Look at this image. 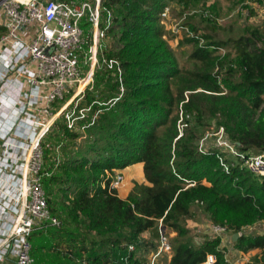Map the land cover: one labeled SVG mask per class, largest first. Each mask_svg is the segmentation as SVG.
<instances>
[{
  "label": "trees",
  "instance_id": "16d2710c",
  "mask_svg": "<svg viewBox=\"0 0 264 264\" xmlns=\"http://www.w3.org/2000/svg\"><path fill=\"white\" fill-rule=\"evenodd\" d=\"M171 1L101 0L103 13L114 14L106 58L115 59L120 71L108 64L95 70L93 90H85L75 107L77 115L80 108H90L78 121L84 125L81 131L69 129L60 117L47 135L55 143L81 141L55 163L56 172L43 178L49 205L56 191L63 193L62 203L51 212L58 211L70 226L51 231L68 239V249L60 253L48 243L43 259L32 249L35 264H148L136 250L146 231L159 239V225L175 232L167 264H203L208 254L215 256L213 264H228L220 236L195 242L189 235L185 222L198 212L229 232H241L233 246L243 252L260 249L253 264L263 262L264 233L242 230L264 220V176L224 158L216 147L201 151L198 143L203 127L214 119L240 150L264 151V30L247 27L250 36L218 37L213 4L205 17L211 33H199L195 24L186 23L184 41L191 50L184 66L162 38L160 12ZM180 1L186 9L198 0ZM242 7L253 14L247 4ZM3 32L0 26V36ZM55 127L62 132L52 133ZM53 146L45 149V159L54 154ZM137 162L143 163L148 184L135 182L125 198L108 189V182L102 187L105 170Z\"/></svg>",
  "mask_w": 264,
  "mask_h": 264
},
{
  "label": "built area",
  "instance_id": "2783aa9c",
  "mask_svg": "<svg viewBox=\"0 0 264 264\" xmlns=\"http://www.w3.org/2000/svg\"><path fill=\"white\" fill-rule=\"evenodd\" d=\"M102 13L101 0H0V26L4 29L0 36V107L12 98L6 110L0 109V122L16 114L11 126L0 134V264L6 259L12 264H35L31 235L41 228L60 226L50 212L43 185V178L51 175L45 167L44 152L50 147L45 141L60 117L69 129H83L78 121L87 115L89 106L80 108L78 115L76 105L71 111L68 108L85 90H93L97 68L108 64L120 71L115 59L100 56L114 17L111 10H105L101 21ZM168 13L165 6L160 16ZM204 16L210 14L205 11ZM83 19L90 24L89 35L81 26ZM72 87L69 100L54 110L53 103ZM216 134L214 147L224 158L241 161L250 172L264 176V151L247 154L240 150L223 127ZM203 139L198 143L201 151L206 150ZM222 165L228 171L225 161ZM104 173L102 187L108 182V189H116L123 181L119 169ZM211 227L215 236L228 232L225 226L212 223ZM214 262L215 256L208 254L203 264Z\"/></svg>",
  "mask_w": 264,
  "mask_h": 264
},
{
  "label": "rangeland",
  "instance_id": "374dc122",
  "mask_svg": "<svg viewBox=\"0 0 264 264\" xmlns=\"http://www.w3.org/2000/svg\"><path fill=\"white\" fill-rule=\"evenodd\" d=\"M183 2L180 0H173L167 6L169 7V13L166 17L160 16L159 23L163 26V35L162 38L165 42L175 50L177 57L179 59L180 64L184 66H188L187 62V55L191 50L190 44L184 41L185 36L189 35V28L188 24L186 23H193L198 28L199 33H211V28L209 22L205 19L204 12L207 11L211 5H216V10L218 13V17H216V21L220 28L216 30L218 32V37L227 39L228 37H238L241 34H245L250 36L251 30H246L247 27L250 29L254 27H258L264 30V7H262L261 2L245 0L244 4H247L252 10L253 14L249 13V9L243 10L241 13L242 5L237 4L236 0H198L195 4L193 2L189 3V6L186 9H183ZM190 15V16H189ZM105 13L101 15V21L104 19ZM81 26L84 29L85 33L89 35L90 33V24L85 21L84 19L81 22ZM105 48H102V52H100V56L106 57V54L111 49V36L108 35L105 40ZM258 46L262 45L261 41H256ZM223 53V51H220ZM233 53V52H232ZM101 67V66H100ZM86 68V66H85ZM85 85V81L82 82L81 87L79 90L83 89ZM75 87L70 88L65 94L64 98L60 101H56L53 103L54 110L65 104L69 99V95L71 91L74 90ZM73 93V92H72ZM82 94L77 97L76 100L73 101L72 104L69 105L68 110L71 111L75 107L77 103L82 101ZM68 99V100H67ZM62 119V117L60 118ZM217 126L216 120H211L210 124L205 125L203 127V134L201 135L205 139H203L202 144L204 149H208L215 146L216 137H217ZM76 131H80L79 129ZM54 132H62L57 129V127L52 130ZM51 133V134H52ZM227 135V134H226ZM201 137V138H202ZM228 137V135H227ZM47 138V137H46ZM229 138V137H228ZM54 137L50 139H46V143H49L52 147L53 153H49L48 157L45 160V167H48L50 164H53L51 173L57 171V165L64 159L65 153H68L72 149H76L79 142L81 141L80 138H76L74 140H60L58 143L54 141ZM201 141V140H200ZM58 144V145H57ZM262 152V151H260ZM256 153V152H255ZM54 159H56L54 161ZM57 163V165H55ZM122 175L124 176L121 169H119ZM137 176L139 177V170H137ZM124 180V178H123ZM144 183L148 184V182L140 181V180H133L131 182V189L134 186V183ZM123 181L116 187L117 194H121ZM57 186H54L56 190ZM55 198H50L51 200H55L54 204L49 205L50 212L52 208L57 204H61L63 201V193L57 192L54 196ZM194 209L199 211L198 208L195 206ZM58 217L60 221V227H66L67 225L70 226V223L64 222L62 219L63 216L58 214V211L51 212ZM199 214L197 217L193 219H187L185 224L186 227L190 231V236L193 241L200 242L203 240L205 236H212L215 235L212 231V223L208 216L202 212H198ZM64 222V223H63ZM58 227V226H55ZM43 232V228L36 230ZM160 230V237L159 239L156 237L151 236L150 231H146L142 234L143 242L140 243L139 250H136V256L146 257L148 264H167L170 257H171V248H170V238L175 235V232L172 230H167L161 225H159ZM252 234V231H249ZM256 233V231H255ZM88 237L92 239H98L96 234L88 233ZM55 247L64 250V246L57 243L55 241ZM166 244L168 246H166ZM153 245L156 248H153Z\"/></svg>",
  "mask_w": 264,
  "mask_h": 264
},
{
  "label": "crops",
  "instance_id": "0c3cea01",
  "mask_svg": "<svg viewBox=\"0 0 264 264\" xmlns=\"http://www.w3.org/2000/svg\"><path fill=\"white\" fill-rule=\"evenodd\" d=\"M12 102V98L9 96L8 100L6 99L5 102H2L0 109L1 110H6L7 106ZM3 115V114H2ZM1 115V116H2ZM16 114H10V116H4L6 118H3V123L0 122V134H1V130H6L8 129L12 122L14 121ZM124 176V180L122 183V188H121V194H119L118 196L120 198H125L129 191L131 190V182L133 180H140V181H144L147 182L144 178V174H143V163L142 162H137L131 165H128L124 168L121 169ZM137 170H139V177L136 175L137 174ZM50 228V230H49ZM55 227L53 228V226H48L45 228V230H43V232L40 231H35L31 237H30V241L32 244V249L33 250V254L36 257H47V253L49 252L48 247L46 246V244L51 243V245H55V241H58L57 243L61 244L64 246V250H61L60 248L57 247L56 250H60V253H65V251H67V246H68V239L65 238V236H63L62 234L60 235H56V233L54 234V232H52L51 230H54ZM262 234L264 233V220H260L252 225L246 226L242 232L245 234ZM256 231V233H255ZM241 233V232H240ZM233 234V232H226L221 236V245L220 248L223 249L224 254H225V259L227 261L228 264H253L255 263V255L256 254H261V250L258 248H254L251 250H248L246 252L237 250L234 246H233V242L230 241V237ZM45 245V246H44ZM52 247V246H51ZM55 252V251H52ZM43 262V261H42ZM2 264H12V260L11 259H6Z\"/></svg>",
  "mask_w": 264,
  "mask_h": 264
},
{
  "label": "water",
  "instance_id": "95a60500",
  "mask_svg": "<svg viewBox=\"0 0 264 264\" xmlns=\"http://www.w3.org/2000/svg\"><path fill=\"white\" fill-rule=\"evenodd\" d=\"M240 236V233L239 232H234L231 237H230V241L231 242H235L236 239Z\"/></svg>",
  "mask_w": 264,
  "mask_h": 264
},
{
  "label": "bare ground",
  "instance_id": "6f19581e",
  "mask_svg": "<svg viewBox=\"0 0 264 264\" xmlns=\"http://www.w3.org/2000/svg\"><path fill=\"white\" fill-rule=\"evenodd\" d=\"M85 82H86V80H85ZM82 84V83H81ZM81 84H80V86L78 87V91H79V88L81 87Z\"/></svg>",
  "mask_w": 264,
  "mask_h": 264
}]
</instances>
